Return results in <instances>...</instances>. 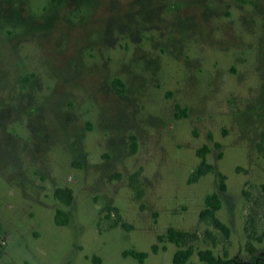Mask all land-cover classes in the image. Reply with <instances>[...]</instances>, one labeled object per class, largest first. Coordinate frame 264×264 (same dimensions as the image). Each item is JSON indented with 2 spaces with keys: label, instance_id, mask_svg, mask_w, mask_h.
<instances>
[{
  "label": "rangeland",
  "instance_id": "1",
  "mask_svg": "<svg viewBox=\"0 0 264 264\" xmlns=\"http://www.w3.org/2000/svg\"><path fill=\"white\" fill-rule=\"evenodd\" d=\"M263 130L264 0H0V264H173L170 227L198 232L186 264L264 255Z\"/></svg>",
  "mask_w": 264,
  "mask_h": 264
},
{
  "label": "trees",
  "instance_id": "2",
  "mask_svg": "<svg viewBox=\"0 0 264 264\" xmlns=\"http://www.w3.org/2000/svg\"><path fill=\"white\" fill-rule=\"evenodd\" d=\"M55 2H59L61 0H53ZM114 86L120 89L122 82L119 78L114 79ZM179 104H177V108H179ZM188 108H183L181 110L182 115H187ZM177 115H180L177 113ZM130 147L132 152L137 151V140L134 134L130 135ZM217 145H219L217 143ZM257 147L259 151L264 156V130L261 133L260 140L257 143ZM210 151V148L207 144L203 145L198 149V155L201 157V162L197 166V168L192 172L189 181L193 182L199 179L201 175H204L210 171L214 170V165L207 161V153ZM140 171L136 170L130 175L129 182L130 185L136 190L138 196L142 195V189L139 186L140 182ZM264 187V184H262ZM219 189L221 191H225L227 189L226 183V175L223 173H219ZM55 197L62 201L65 205H70L74 200V190L72 187L66 188H58L55 191ZM222 201L218 192H212L205 195V207L200 211V221H208L211 222L216 228L221 229L226 235L230 233V228L228 224H226L220 217L217 215V211L221 208ZM70 220L69 214L62 208H58L56 211V221L58 224H66ZM121 222L120 216L117 218L116 223ZM1 229V226H0ZM198 232L197 231H189V230H181L175 227H170L165 234H160L158 236V240L160 241H168L173 242L180 246L175 251L173 257V264H186L190 257L194 254V247L192 244H188V241H193L197 239ZM4 245L0 242V248L2 249ZM182 246V247H181ZM166 249V245L162 246ZM159 244L154 243L152 245V250L157 252L159 250ZM246 248L251 253V258L248 261H241L237 258H230L227 255L221 256L217 255L212 248L199 249L197 251L198 257L205 264H264V255H257V247L254 246L250 240L246 242ZM125 256L132 255L137 258L140 262L144 261V259L148 256V252L140 251L137 249H128L123 252Z\"/></svg>",
  "mask_w": 264,
  "mask_h": 264
}]
</instances>
